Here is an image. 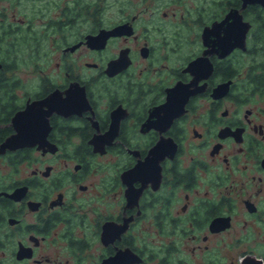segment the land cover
<instances>
[{"label":"flooded vegetation","instance_id":"obj_1","mask_svg":"<svg viewBox=\"0 0 264 264\" xmlns=\"http://www.w3.org/2000/svg\"><path fill=\"white\" fill-rule=\"evenodd\" d=\"M0 264H264V0H0Z\"/></svg>","mask_w":264,"mask_h":264},{"label":"water","instance_id":"obj_2","mask_svg":"<svg viewBox=\"0 0 264 264\" xmlns=\"http://www.w3.org/2000/svg\"><path fill=\"white\" fill-rule=\"evenodd\" d=\"M110 66H112V68H116V67H117L116 64H110ZM68 91H69V90H68ZM64 100H65V101H64ZM62 101H63L64 104H67V106H70L69 108H66V109H69V110H66L67 112H70V111L72 112V111L74 110V108H75V107H73L74 105L72 106L71 104H68V100H67V99H63ZM45 104H46L45 101H42V102H36V107H37V108H38V107H42V110H43V106H45ZM76 106H77V105H76ZM55 107L58 108V109H60L59 107H57V106H55V105L52 106V109H54ZM64 111H65V110H64ZM58 112H60V111H58ZM67 112H66L65 114H69V113H67Z\"/></svg>","mask_w":264,"mask_h":264}]
</instances>
